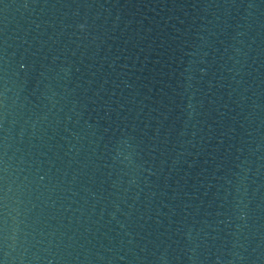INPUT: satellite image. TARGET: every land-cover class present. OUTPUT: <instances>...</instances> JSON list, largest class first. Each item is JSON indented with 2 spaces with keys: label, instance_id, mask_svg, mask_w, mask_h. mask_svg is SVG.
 Here are the masks:
<instances>
[{
  "label": "water",
  "instance_id": "95a60500",
  "mask_svg": "<svg viewBox=\"0 0 264 264\" xmlns=\"http://www.w3.org/2000/svg\"><path fill=\"white\" fill-rule=\"evenodd\" d=\"M0 264H264V0H0Z\"/></svg>",
  "mask_w": 264,
  "mask_h": 264
}]
</instances>
